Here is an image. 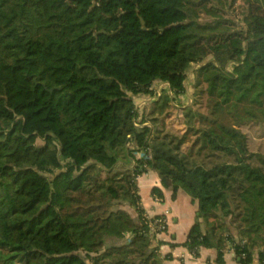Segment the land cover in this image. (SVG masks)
Returning <instances> with one entry per match:
<instances>
[{
    "label": "trees",
    "instance_id": "16d2710c",
    "mask_svg": "<svg viewBox=\"0 0 264 264\" xmlns=\"http://www.w3.org/2000/svg\"><path fill=\"white\" fill-rule=\"evenodd\" d=\"M190 69L193 102L171 104ZM248 129L264 135V0H0V264H164L122 207L136 150L198 203L194 256L251 264L260 248L264 264Z\"/></svg>",
    "mask_w": 264,
    "mask_h": 264
},
{
    "label": "crops",
    "instance_id": "0c3cea01",
    "mask_svg": "<svg viewBox=\"0 0 264 264\" xmlns=\"http://www.w3.org/2000/svg\"><path fill=\"white\" fill-rule=\"evenodd\" d=\"M160 83L167 85L166 82H156L155 84L159 85ZM142 98L145 99V103L148 102L146 99H150L149 97ZM134 155V166L143 170L136 182L135 190L138 198L135 205L124 202L122 207L143 222L141 229L143 234H150V217L161 215L166 218L167 227L161 236L162 239L160 240L163 243L159 246L158 251V255L164 264H217L218 250L215 246L203 247L200 254L194 256L185 244L188 230L197 215L198 203H192L190 196L183 189H179L176 198L172 199L171 189L162 187L157 172L151 168L150 154L145 150H136ZM154 188H160L163 191V197L155 196ZM137 209L142 210V212L138 213ZM156 238L158 237L156 236ZM156 238L154 236L152 239L154 246L158 244ZM259 257L260 248H256L251 264H259ZM223 258L225 264H239L238 256L232 249H227Z\"/></svg>",
    "mask_w": 264,
    "mask_h": 264
},
{
    "label": "rangeland",
    "instance_id": "374dc122",
    "mask_svg": "<svg viewBox=\"0 0 264 264\" xmlns=\"http://www.w3.org/2000/svg\"><path fill=\"white\" fill-rule=\"evenodd\" d=\"M239 12H240L239 10L236 11L237 16H239ZM204 18H206V17H204ZM161 85H162L161 83L159 85L157 84L156 85V90L161 92V93L162 92L163 93H169L171 95L169 87L167 85H162V86ZM186 85H187V91H186L185 95L182 98H180V100H175V101L171 100L170 101L171 104H176L177 103V104H181L182 105V103H183L185 105H189V104H191L193 102V96H192V91H193V88H192V85H193V71H192V69H190L188 71V79L186 80ZM158 95H159V93L156 94V96H158ZM154 99H155L154 97H150V99H146V101H151V100H154ZM144 101H145V99L144 100L143 99H139L137 105L138 106L144 105L145 104ZM203 102L204 103L201 106H197V105L196 106L200 108L199 110L205 111L206 110L205 101H203ZM193 108H196V107L194 106ZM179 110H181V109H179ZM168 119H170V117ZM162 125L164 126L165 123L163 122ZM247 132H248V134L250 136V147H251V149H253V150L260 149L262 147V145L264 144V135L262 137L259 136L254 129H248ZM42 142L43 141L41 139L38 140V143H42ZM114 208H116V207H114ZM211 220L212 219H209L210 222H213ZM205 226H206V224L203 223L202 227H205Z\"/></svg>",
    "mask_w": 264,
    "mask_h": 264
},
{
    "label": "built area",
    "instance_id": "2783aa9c",
    "mask_svg": "<svg viewBox=\"0 0 264 264\" xmlns=\"http://www.w3.org/2000/svg\"><path fill=\"white\" fill-rule=\"evenodd\" d=\"M158 93L160 94L161 92L158 91ZM139 176V175H138ZM138 176H137V179H138ZM136 188V183L134 185V189ZM149 222H150V231L149 233L152 235L153 234V237L156 236L159 238H156L157 239V242L159 244V241L162 236V234L165 232V228H166V218H163L161 215L159 216H155V217H150L149 218ZM159 251V249H158Z\"/></svg>",
    "mask_w": 264,
    "mask_h": 264
},
{
    "label": "water",
    "instance_id": "95a60500",
    "mask_svg": "<svg viewBox=\"0 0 264 264\" xmlns=\"http://www.w3.org/2000/svg\"><path fill=\"white\" fill-rule=\"evenodd\" d=\"M238 259L240 260V259H241V257H238Z\"/></svg>",
    "mask_w": 264,
    "mask_h": 264
}]
</instances>
